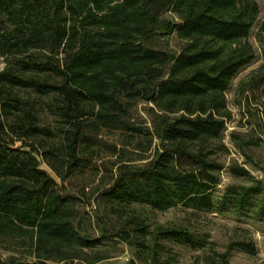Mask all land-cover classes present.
Segmentation results:
<instances>
[{"label":"trees","instance_id":"1","mask_svg":"<svg viewBox=\"0 0 264 264\" xmlns=\"http://www.w3.org/2000/svg\"><path fill=\"white\" fill-rule=\"evenodd\" d=\"M258 16L255 0H0V264H99L108 241L134 252L125 264H177L170 245L207 251L202 264L254 256L251 241L221 253L152 215L264 223V185L247 169L230 165L250 185L214 198L226 92L255 58ZM85 207L101 212L97 236Z\"/></svg>","mask_w":264,"mask_h":264},{"label":"rangeland","instance_id":"2","mask_svg":"<svg viewBox=\"0 0 264 264\" xmlns=\"http://www.w3.org/2000/svg\"><path fill=\"white\" fill-rule=\"evenodd\" d=\"M255 1L258 4L259 16L248 37L255 58L237 74L226 92L231 119L227 122L226 130L221 136V143L226 150L217 155L218 161L224 168L220 173V184L214 194L216 201L227 187L250 185L232 176L228 171L230 165H239L247 169L254 179L264 185V36L258 35V27L264 19V5L261 0ZM167 41L170 47L174 48L179 43L175 37ZM2 67V60H0V70ZM144 106L138 109V114L148 122V117L142 111ZM41 167L54 176L45 165ZM83 210L86 213V219H90L86 220L87 226L84 229L89 235L97 236L99 233L95 229V222L97 214L100 215L101 212H97L95 207H85ZM152 219L156 224L184 226L199 236L207 235L212 248L221 253L225 252L227 245L233 241H251L256 248V254L249 256L234 250L229 255L230 264H264V223L258 222L253 214L243 215L234 210L219 213L214 210L211 213L190 215L183 207L178 206L164 212H154ZM105 222L110 225L107 219ZM169 247L170 255H175L177 264H202L197 262V257L207 254V251L180 245ZM97 253L109 257L99 264H125L134 255L128 246L118 241H108V244ZM0 254L6 255L1 250ZM137 264L145 263L137 261Z\"/></svg>","mask_w":264,"mask_h":264}]
</instances>
